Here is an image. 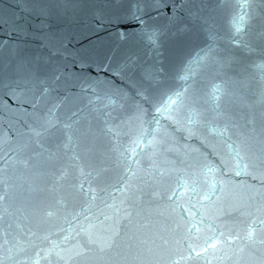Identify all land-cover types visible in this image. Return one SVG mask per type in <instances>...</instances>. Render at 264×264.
Here are the masks:
<instances>
[{"label": "water", "instance_id": "1", "mask_svg": "<svg viewBox=\"0 0 264 264\" xmlns=\"http://www.w3.org/2000/svg\"><path fill=\"white\" fill-rule=\"evenodd\" d=\"M0 264H264V0H0Z\"/></svg>", "mask_w": 264, "mask_h": 264}, {"label": "snow or ice", "instance_id": "2", "mask_svg": "<svg viewBox=\"0 0 264 264\" xmlns=\"http://www.w3.org/2000/svg\"><path fill=\"white\" fill-rule=\"evenodd\" d=\"M242 19V18H241ZM237 31H239V26L237 25ZM249 235H251V233H249Z\"/></svg>", "mask_w": 264, "mask_h": 264}]
</instances>
